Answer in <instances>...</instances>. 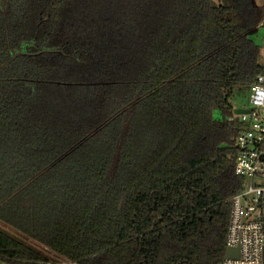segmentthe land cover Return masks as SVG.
I'll list each match as a JSON object with an SVG mask.
<instances>
[{"label": "trees", "instance_id": "16d2710c", "mask_svg": "<svg viewBox=\"0 0 264 264\" xmlns=\"http://www.w3.org/2000/svg\"><path fill=\"white\" fill-rule=\"evenodd\" d=\"M254 0H0L5 264H222L229 120L264 71Z\"/></svg>", "mask_w": 264, "mask_h": 264}, {"label": "built area", "instance_id": "2783aa9c", "mask_svg": "<svg viewBox=\"0 0 264 264\" xmlns=\"http://www.w3.org/2000/svg\"><path fill=\"white\" fill-rule=\"evenodd\" d=\"M240 107L248 111L228 116L239 124L232 157L240 189L229 198L226 235V247H237L238 254L225 255L222 264H264V71L249 85L248 103Z\"/></svg>", "mask_w": 264, "mask_h": 264}, {"label": "rangeland", "instance_id": "374dc122", "mask_svg": "<svg viewBox=\"0 0 264 264\" xmlns=\"http://www.w3.org/2000/svg\"><path fill=\"white\" fill-rule=\"evenodd\" d=\"M212 1L218 3L220 0H212ZM254 1L258 4H264V0H254ZM248 35L253 40V42L256 43L258 46V61L260 63H264V25L258 24L249 31ZM248 95H249V86L234 88L230 97L231 105L234 108L246 105L248 103ZM0 229L8 232L12 236L24 241L25 243L39 249L40 251L49 254V251L43 245L39 244L38 242L29 238L28 236L22 234L20 231L14 229L13 227L6 224L2 220H0ZM60 262L65 264H73L65 260H60ZM0 264H5V263L0 261Z\"/></svg>", "mask_w": 264, "mask_h": 264}, {"label": "water", "instance_id": "95a60500", "mask_svg": "<svg viewBox=\"0 0 264 264\" xmlns=\"http://www.w3.org/2000/svg\"><path fill=\"white\" fill-rule=\"evenodd\" d=\"M248 109L246 108H241V107H235L233 112L234 113H241V112H247ZM238 254V248L237 247H226V252L225 255L226 256H235Z\"/></svg>", "mask_w": 264, "mask_h": 264}]
</instances>
